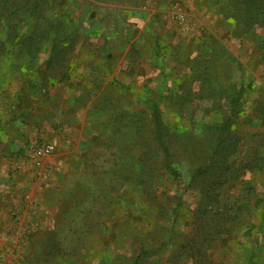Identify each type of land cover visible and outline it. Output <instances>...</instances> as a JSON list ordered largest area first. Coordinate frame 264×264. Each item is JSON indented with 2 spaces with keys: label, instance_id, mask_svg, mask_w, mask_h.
Instances as JSON below:
<instances>
[{
  "label": "rangeland",
  "instance_id": "obj_1",
  "mask_svg": "<svg viewBox=\"0 0 264 264\" xmlns=\"http://www.w3.org/2000/svg\"><path fill=\"white\" fill-rule=\"evenodd\" d=\"M13 1L16 17L0 16V226L28 191L16 163L42 108L72 96L66 114L90 138L41 191L45 222L21 264L143 251L137 264H192L193 251L243 264L264 221L263 30L231 0Z\"/></svg>",
  "mask_w": 264,
  "mask_h": 264
},
{
  "label": "crops",
  "instance_id": "obj_2",
  "mask_svg": "<svg viewBox=\"0 0 264 264\" xmlns=\"http://www.w3.org/2000/svg\"><path fill=\"white\" fill-rule=\"evenodd\" d=\"M81 68L85 69L84 66H81ZM59 80H61V76L58 81ZM62 83H65V81ZM71 97L72 96L60 99V109L49 107L42 108L39 111L41 122L34 123L28 127V132L26 133L25 141L21 147L18 162L16 163V167L22 172L27 173L30 178L28 181L29 183H27L28 191L25 193L23 200L19 201L12 208L9 214L10 220L7 221L6 219L5 224H1L0 226V262L2 264H21L24 257L23 252L30 247L33 237L45 222L46 206L41 191L45 190L43 188L47 189L50 187L52 183L55 184V180L59 174H66V172H69L72 166L70 154L82 156L83 151H79L78 148H82V146L84 148L83 141L90 140L88 133H84V128L78 131L80 126L77 127L73 125L72 120L66 114L70 107L69 104L73 101ZM38 133L50 136L55 135L58 138V151L46 159V166L51 168L48 184H41L40 181L31 180L30 171L22 165V157L24 156L25 147L29 138L35 137ZM27 201L35 203L34 211H36V215L40 219L37 223H32L28 217L26 209L30 207ZM14 212H18L19 216L17 219L12 220L11 215ZM25 230H28L30 235L27 245L23 246L20 242V232Z\"/></svg>",
  "mask_w": 264,
  "mask_h": 264
},
{
  "label": "trees",
  "instance_id": "obj_3",
  "mask_svg": "<svg viewBox=\"0 0 264 264\" xmlns=\"http://www.w3.org/2000/svg\"><path fill=\"white\" fill-rule=\"evenodd\" d=\"M16 6L17 4L13 0H0V16L3 15L5 17L6 12L11 16V18L16 17ZM229 10L234 17H238L239 13H241L248 28L252 26H258L264 32V0H231V8ZM3 29L5 30V27ZM153 119L155 122L157 138L160 141L159 143L161 147L165 149L166 147L163 143V134L161 131V117L157 109L153 110ZM164 166L174 180L180 181V173L167 159H165ZM203 172V168H198L197 171L193 174L192 180H196L198 177L202 176ZM253 238L254 239L250 240L251 244L249 246V253L245 257V261L243 264H254L257 253L263 246L262 242L264 241V221L261 223L256 235ZM147 253L148 252L144 251L140 253L136 257L133 264H137L138 262H140L143 255ZM195 256L196 255L194 254V251L189 256L190 258H193L192 264H199L196 259L194 260ZM107 261L108 262L105 261L104 264H112L113 259Z\"/></svg>",
  "mask_w": 264,
  "mask_h": 264
},
{
  "label": "built area",
  "instance_id": "obj_4",
  "mask_svg": "<svg viewBox=\"0 0 264 264\" xmlns=\"http://www.w3.org/2000/svg\"><path fill=\"white\" fill-rule=\"evenodd\" d=\"M58 151V138L55 135H46L38 133L35 137H30L25 147V153L22 157V165L30 171L31 180L40 181L41 184H48L51 168L46 166V159ZM29 209L28 217L32 223H37L40 219L34 211L35 203L27 201ZM18 212L11 215V219L18 218ZM30 232L28 230L20 232V242L23 246L27 245ZM0 264H2L0 262Z\"/></svg>",
  "mask_w": 264,
  "mask_h": 264
}]
</instances>
